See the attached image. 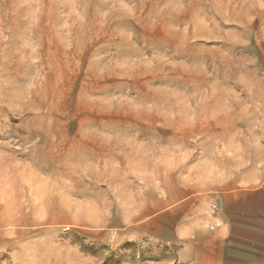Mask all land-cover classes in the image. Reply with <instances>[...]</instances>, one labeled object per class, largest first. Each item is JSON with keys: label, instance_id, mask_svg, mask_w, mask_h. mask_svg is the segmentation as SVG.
Segmentation results:
<instances>
[{"label": "rangeland", "instance_id": "374dc122", "mask_svg": "<svg viewBox=\"0 0 264 264\" xmlns=\"http://www.w3.org/2000/svg\"><path fill=\"white\" fill-rule=\"evenodd\" d=\"M263 175L264 0H0V264H194L169 207Z\"/></svg>", "mask_w": 264, "mask_h": 264}, {"label": "crops", "instance_id": "0c3cea01", "mask_svg": "<svg viewBox=\"0 0 264 264\" xmlns=\"http://www.w3.org/2000/svg\"><path fill=\"white\" fill-rule=\"evenodd\" d=\"M169 208L171 230L160 239L178 245L182 261L240 264L264 255V175L251 186Z\"/></svg>", "mask_w": 264, "mask_h": 264}]
</instances>
